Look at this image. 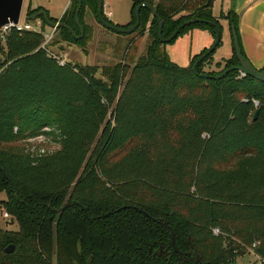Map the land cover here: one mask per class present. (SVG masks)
Instances as JSON below:
<instances>
[{
  "label": "trees",
  "instance_id": "16d2710c",
  "mask_svg": "<svg viewBox=\"0 0 264 264\" xmlns=\"http://www.w3.org/2000/svg\"><path fill=\"white\" fill-rule=\"evenodd\" d=\"M132 2L127 29L144 5L133 35L148 34L146 53L137 60L128 54L130 64L99 73L88 65L59 67L41 48L43 33L13 30L0 40V195L18 224L16 231L0 228V264H233L240 243L257 244L264 264V83L237 71L221 80L197 76L194 63L209 49L188 67L175 64L149 8L163 21L164 39L198 15L217 23L222 35L220 20L228 21L233 57L222 71L207 73L215 51L197 69L211 76L240 65L233 27L247 58L239 17L233 10L215 17L214 0ZM77 8L73 0L61 23L78 36ZM87 8L100 23L98 0H83L86 34ZM41 10L30 4L27 22ZM189 28L210 30L215 39L207 23L179 35ZM56 31L86 45L87 36L77 41L65 28ZM53 124L63 133L55 154L34 163L13 147Z\"/></svg>",
  "mask_w": 264,
  "mask_h": 264
},
{
  "label": "rangeland",
  "instance_id": "374dc122",
  "mask_svg": "<svg viewBox=\"0 0 264 264\" xmlns=\"http://www.w3.org/2000/svg\"><path fill=\"white\" fill-rule=\"evenodd\" d=\"M29 0H25L21 22L25 24L27 16V5ZM73 0H34L33 5H40L47 7L49 13L52 16L64 15L66 12H70L72 8ZM107 8H105V14L112 12L113 18H106L112 21L121 19L132 11V0H107ZM233 3L231 0H218L215 4L214 12L219 15L221 10L227 14L230 11V7ZM230 6V7H229ZM77 10V9H76ZM84 24L87 26L88 33L85 46L78 45L72 41H69L61 31H56L52 42L48 45V49L55 54L62 52L68 54L70 65L78 68L84 66H92L98 69V73L102 71L104 67L114 64H130L128 57L131 55L137 60L140 56L146 53L148 37H137V35H123L118 37L111 36L107 31L101 29V24L98 22L95 12L90 8L85 11L83 18ZM35 30H42V33L52 34V28L43 27L41 20L30 22ZM101 30V33H100ZM112 34V33H111ZM80 36V35H78ZM132 38L139 39L137 41V48L135 51L128 53L129 47L132 45ZM136 39V40H137ZM210 30H203L200 28H189L181 35H179L173 42L165 44V49L172 62L181 66L188 67L193 58L200 55L205 49H210L214 43ZM129 56L127 57V55ZM233 57L231 38L228 32L225 30L222 35V44L216 50L213 57L205 65V72L218 73L225 68L227 60ZM133 67V66H132ZM258 69V68H256ZM260 70V69H258ZM241 78V77H240ZM105 104L106 102L103 101ZM109 110L108 119L111 118V111ZM19 132L18 128H15L14 133ZM61 128L56 125L44 126L36 132L29 131L25 137L13 145L14 148L20 150L27 158L32 162H37L39 159L47 156H51L61 150L62 148V135ZM6 201L5 194L0 195V228L3 230L16 231L18 230V224L14 221L11 223L12 217L4 218L3 214L6 210L2 207V202ZM10 215V214H9ZM214 236V235H213ZM221 236V235H220ZM216 237V236H214ZM219 237V236H218ZM242 251L239 249L235 251V261L233 264H263V260L257 255L254 245L241 244ZM231 264V263H228Z\"/></svg>",
  "mask_w": 264,
  "mask_h": 264
},
{
  "label": "water",
  "instance_id": "95a60500",
  "mask_svg": "<svg viewBox=\"0 0 264 264\" xmlns=\"http://www.w3.org/2000/svg\"><path fill=\"white\" fill-rule=\"evenodd\" d=\"M24 2H25V0H0V30L6 26H9V25L19 24V22L21 21V17H22ZM210 2H211V0H208V4ZM98 4H99L98 18H99L100 24L104 28H106L112 32H115L117 34H120V35H131L140 27V25H141L140 11L144 7V5L137 7V9L135 11L136 23L128 29H123V28H120V27L112 24L111 22H109L108 20L105 19L104 13H103V1L98 0ZM82 7H83V0H78V8H77L76 13H75V20H76V23L80 29V33H81L80 36H77L76 33L70 27H68L66 24L61 23L60 21L53 22L50 19L49 14L45 10L39 11L37 14L31 16L29 19L31 21H36L40 17H42L45 20V22L47 23L48 27L55 29V30L60 29V28H65V29L69 30L73 34L75 40L78 41V40H81L85 35L84 28L80 22V13H81ZM149 9L151 10L153 16L156 17L159 21L158 37L163 44H168V43L173 42L179 36L180 32L184 28L189 27L191 25L207 23V24H210L212 27L215 28L216 36H215V40H214L213 45L207 51L206 54L202 55L194 63L193 71L197 76H200L201 78L221 80V79L225 78L228 74H230L234 71H237V72H239V74H244L245 76L252 77V78L264 83V71H260V70L256 69L252 65V63L247 58H245L243 56L241 49H240L239 38L237 36L236 30L234 27L232 28L234 47H235V52H236V55H237V58L239 60L240 65L228 68L227 70H225L224 72H222L221 74H219L217 76H211L208 74H199L198 70H197L198 66L209 55H211L213 52H215L217 50V48L219 47V45L222 41V30L219 27V25L217 23H214V22L204 21L198 15L197 17H195L191 20H188V21L184 22L182 25H180L176 29V31L172 34L171 37L164 39L163 38V26H164L163 21L159 17L158 12L154 8L151 7ZM4 62H5V58L3 56H0V64H3ZM98 77L100 78V74ZM258 114H259V110L256 111V113L254 115V119H257ZM65 208L66 207L62 208L61 211L65 210ZM173 246H174V250L176 253L180 254L181 256H184L182 253H180L178 251V249L175 245V238L174 237H173ZM14 251H15V246H13V245L9 246L8 248L5 249L6 254H12ZM194 264H202V263H201L200 259H197V261Z\"/></svg>",
  "mask_w": 264,
  "mask_h": 264
},
{
  "label": "crops",
  "instance_id": "0c3cea01",
  "mask_svg": "<svg viewBox=\"0 0 264 264\" xmlns=\"http://www.w3.org/2000/svg\"><path fill=\"white\" fill-rule=\"evenodd\" d=\"M102 1H103V6L105 5L108 6V4L106 3L107 0H102ZM217 2L218 0H214V7L215 4H217ZM231 3L233 4L231 5V7L229 6L230 7L229 9L233 10L236 13V15L239 17V34L242 43V49L245 53V56L255 68L262 69L264 67V0H231ZM30 4L32 6V9H37L39 7H42L44 8V10H46L49 13V9L47 7L40 5H33L34 0H29L27 5V10ZM214 7H213L214 16L219 18L220 15L224 13V10H221L219 15H217L214 12ZM49 16L57 20V22L58 21L61 22L64 15L52 16L49 13ZM113 17L114 14L109 18H113ZM132 20L133 18L131 12L128 14V16H124L123 18L117 19L116 21H112L111 19H109V21L112 24L123 29H127V27L132 23ZM220 21L223 26V30L224 31L226 30L231 38L228 21L226 20H220ZM101 27H102L101 29H104L107 32L109 31L108 33L111 36L113 35V37L123 36L104 28L102 25ZM145 36L148 37V34H146Z\"/></svg>",
  "mask_w": 264,
  "mask_h": 264
},
{
  "label": "built area",
  "instance_id": "2783aa9c",
  "mask_svg": "<svg viewBox=\"0 0 264 264\" xmlns=\"http://www.w3.org/2000/svg\"><path fill=\"white\" fill-rule=\"evenodd\" d=\"M107 8V5L103 6V13L104 15L108 16V17H111L113 15L112 12H107V14H105V8ZM13 30H16L17 32H24V31H33V32H38V33H42V30H35L33 28V26L31 24H29L28 22H26L25 24H23L21 21L19 22V24L17 25H9V26H6L4 27L3 29L0 30V40L2 42H5L6 41V38L7 36L9 35V33ZM55 33H56V30L53 29L52 30V34H47V33H43L44 35V43L42 44L41 48L44 49L48 56L50 58H53L59 67H66L70 64V61H69V58H68V54L67 53H60V54H55L54 52H52L51 50H49L47 47L48 45L52 42L54 36H55ZM240 77L243 78L245 77L244 74H240ZM253 103L255 105V107H259V102L257 100H254L253 99ZM4 218H9L10 215L7 213V212H4L3 214ZM213 235L218 237L220 235H222V231L219 227H216L213 229ZM257 244L254 245V247L256 246Z\"/></svg>",
  "mask_w": 264,
  "mask_h": 264
},
{
  "label": "flooded vegetation",
  "instance_id": "af4514ba",
  "mask_svg": "<svg viewBox=\"0 0 264 264\" xmlns=\"http://www.w3.org/2000/svg\"><path fill=\"white\" fill-rule=\"evenodd\" d=\"M263 69V68H262ZM261 70V69H260Z\"/></svg>",
  "mask_w": 264,
  "mask_h": 264
}]
</instances>
